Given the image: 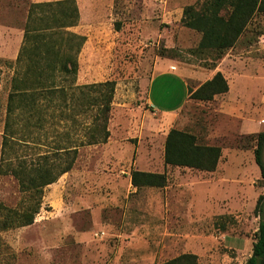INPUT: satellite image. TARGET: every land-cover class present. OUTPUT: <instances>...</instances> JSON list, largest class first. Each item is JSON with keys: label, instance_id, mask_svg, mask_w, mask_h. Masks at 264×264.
I'll list each match as a JSON object with an SVG mask.
<instances>
[{"label": "rangeland", "instance_id": "obj_1", "mask_svg": "<svg viewBox=\"0 0 264 264\" xmlns=\"http://www.w3.org/2000/svg\"><path fill=\"white\" fill-rule=\"evenodd\" d=\"M201 1L77 0L81 14L98 18L67 29L86 37L76 84L114 83L109 137L81 144L91 116L76 117L75 128L70 121L55 125L77 145L76 159L44 189L32 225L0 233V264H162L185 254L195 256L196 264L246 263L264 219V180L254 160L257 135L264 132V14L216 60L215 53L195 52L200 34L181 23L183 9ZM32 3L0 0V151L14 62ZM167 65L186 79L188 98L165 115L148 104L147 84ZM216 71L230 93L228 88L211 101L194 99L191 93ZM180 87L160 78L151 100H163L168 90L172 106L183 93ZM171 129L220 147L216 170L166 165ZM53 137L49 128L47 146L37 144L36 151L50 150ZM134 170L165 174L167 183L137 189L130 181ZM20 199L15 179L0 175V203L15 206Z\"/></svg>", "mask_w": 264, "mask_h": 264}, {"label": "trees", "instance_id": "obj_2", "mask_svg": "<svg viewBox=\"0 0 264 264\" xmlns=\"http://www.w3.org/2000/svg\"><path fill=\"white\" fill-rule=\"evenodd\" d=\"M77 3L54 0L32 3L29 7L14 62L17 70L11 79L0 151V175L15 179L21 199L15 206L0 203V233L32 225L40 211L44 189L72 169L78 147L67 131L56 130V124L70 121L75 128L80 125L76 117L91 116L86 140L81 144L105 143L109 137L107 124L114 83L76 84L77 56L86 37L67 29L91 25L98 18V14H81ZM262 14L264 0H202L197 6L183 9L181 23L200 34L195 52H212L219 60L236 44L252 19ZM114 27L119 28L117 23ZM228 88L223 75L216 72L191 96L207 102L226 93ZM49 128L54 141L50 150L39 154L37 144L47 146ZM263 151L264 132L257 135L254 149L261 180ZM220 156V147L200 145L189 133L171 129L166 136V165L212 172ZM130 181L137 189L163 188L167 183L165 174L137 170L131 172ZM262 199L260 195L256 212H261ZM162 264H196V258L185 254ZM245 264H264V219L259 222L252 253Z\"/></svg>", "mask_w": 264, "mask_h": 264}, {"label": "crops", "instance_id": "obj_3", "mask_svg": "<svg viewBox=\"0 0 264 264\" xmlns=\"http://www.w3.org/2000/svg\"><path fill=\"white\" fill-rule=\"evenodd\" d=\"M33 1H34V3H38V2H45V1H51V0H33ZM167 69L168 70L160 69V71L155 72L151 76V78L148 80V84H147V96H148L147 102H148V104L151 106L157 105V107L159 108L158 110L156 109L157 112L165 114V115L172 114V113H175L178 110H180L184 106V104L188 98V86H187L186 79L182 75L175 73L176 71H172L170 65H167ZM216 72H214V74ZM160 78H164L165 81L168 82L170 85L171 84L179 85L183 88V93H182L181 97L179 99H177L174 102L175 104L172 106H171L169 100L167 99V98H170V99L172 98L171 95L167 94L168 90L167 91L163 90L165 97L161 101L160 100L156 101V102H158L157 104H155L156 102L154 103V101L151 100V98H153V100H154V95L152 96V93H153L155 82ZM174 88H178V87L174 86ZM169 91H170V89H169ZM230 91H231V88L229 87L228 92L230 93ZM175 97H176V95H174V98ZM166 100H168V101H166ZM157 107H155V108H157Z\"/></svg>", "mask_w": 264, "mask_h": 264}]
</instances>
